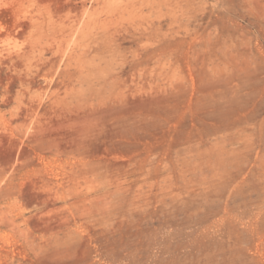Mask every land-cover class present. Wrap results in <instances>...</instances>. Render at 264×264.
I'll return each instance as SVG.
<instances>
[{"label":"rangeland","instance_id":"obj_1","mask_svg":"<svg viewBox=\"0 0 264 264\" xmlns=\"http://www.w3.org/2000/svg\"><path fill=\"white\" fill-rule=\"evenodd\" d=\"M0 264H264V0H0Z\"/></svg>","mask_w":264,"mask_h":264}]
</instances>
